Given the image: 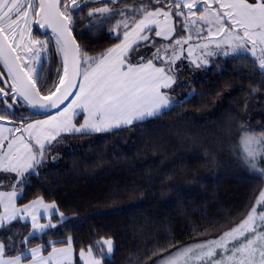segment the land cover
<instances>
[{"label": "snow or ice", "instance_id": "snow-or-ice-1", "mask_svg": "<svg viewBox=\"0 0 264 264\" xmlns=\"http://www.w3.org/2000/svg\"><path fill=\"white\" fill-rule=\"evenodd\" d=\"M84 8L88 30L115 20L108 31L118 42L98 55H89L74 35ZM53 42L59 57L54 79L50 65L45 68ZM141 47L154 51L133 57ZM218 56L247 60L264 76V0H0V231L10 233L0 236V264H73L71 237L63 247L48 241L47 255L43 242L28 247L58 227L53 210L60 222L66 219L56 204L38 198L18 206L54 142L113 133L167 114L176 103L177 62L202 68ZM19 108L30 111L17 115ZM40 113L45 118H30ZM234 151L246 171L264 177V130L242 129ZM28 221L27 235L14 227ZM95 249L80 250L84 264H104L114 240L103 238ZM157 254L153 264H264V189L228 230L174 252L157 247ZM133 259L140 257L132 253L125 264Z\"/></svg>", "mask_w": 264, "mask_h": 264}, {"label": "trees", "instance_id": "trees-1", "mask_svg": "<svg viewBox=\"0 0 264 264\" xmlns=\"http://www.w3.org/2000/svg\"><path fill=\"white\" fill-rule=\"evenodd\" d=\"M87 11L77 16L74 35L89 55H98L118 42L108 31L115 20L88 30ZM50 49L45 68L50 65L54 79L59 66L54 42ZM183 90L182 100L191 93L187 102L158 118L54 142L18 206L42 198L66 219L28 247L43 242L47 253L48 241L59 247L71 237L80 264L82 248L95 249L97 241L112 238L114 252L104 264H125L132 253L140 257L133 264H148L159 257L157 247L170 252L213 238L244 218L264 177L241 166L234 146L249 125L264 130V76L247 60L219 56ZM14 227L23 235L31 231L28 223Z\"/></svg>", "mask_w": 264, "mask_h": 264}, {"label": "rangeland", "instance_id": "rangeland-1", "mask_svg": "<svg viewBox=\"0 0 264 264\" xmlns=\"http://www.w3.org/2000/svg\"><path fill=\"white\" fill-rule=\"evenodd\" d=\"M157 39H158V38H157ZM159 42H160V43H163V41H159ZM113 46H114V45H113ZM185 47H187V46H185ZM151 51H154V49H148V48H143V47H141V48L139 49L138 52H135V53H133L132 55H133V57H135V56H137V55H139V54L150 53ZM184 56H185V57L187 56V53H186V52L184 53ZM214 58H215V57H214ZM177 68H178V71H177V74H176V75H177V84L174 85V89H175V91H174V94H173V100H174L176 103H178L179 101L182 100V97H183V95H182V91H184L183 88H184L185 86H187V85H188V84H189L194 78H196V77H197V74H198V73L201 71V69H202V68H196L194 65L190 64L189 61H188L187 59H182L181 61H178V62H177ZM48 84H49V83H48ZM49 85H50V84H49ZM181 85H182V86H181ZM190 94H191V93L186 94L184 98L189 97ZM176 103H174V104H176ZM30 118H32V117H30ZM43 118H45V116H35L33 119H43ZM82 120H83V115H82V114L77 115V117H76V122L79 123V122H82ZM65 136H66V135L62 136L60 139H63ZM66 137H69V136H66ZM48 154H49V152H48ZM48 154H47V155H48ZM263 189H264V188H263ZM209 239H210V238H209ZM199 241H201V240H199ZM195 242H197V241L190 242V243H187V244H185V245H190V244H193V243H195ZM185 245L180 246V247H178V248H182V247H184ZM178 248H176V249H178ZM176 249H174V250H172V251H170V252H174V251H176ZM164 255H167V253L164 254ZM157 259H159V257L156 258L155 260H157ZM155 260H153L152 262H150V263H148V264H153V262H154Z\"/></svg>", "mask_w": 264, "mask_h": 264}, {"label": "crops", "instance_id": "crops-1", "mask_svg": "<svg viewBox=\"0 0 264 264\" xmlns=\"http://www.w3.org/2000/svg\"><path fill=\"white\" fill-rule=\"evenodd\" d=\"M219 57V56H218ZM223 57V56H221ZM212 59V58H211ZM46 203V202H45ZM47 204H51V203H47ZM54 212V215L52 216V222L53 223H60V217H59V214L55 212V210H53ZM47 220L46 219H41V223H46ZM23 223V222H22ZM28 224H30L31 226V222L28 221L27 222ZM39 235V234H38ZM63 246H66V244L62 245V246H59V247H63ZM106 250V249H105ZM51 251V250H50ZM44 255H47V253L43 252ZM75 252H74V248H73V264H75ZM77 260L80 264H84V262L80 259V256H79V253L77 254Z\"/></svg>", "mask_w": 264, "mask_h": 264}, {"label": "water", "instance_id": "water-1", "mask_svg": "<svg viewBox=\"0 0 264 264\" xmlns=\"http://www.w3.org/2000/svg\"><path fill=\"white\" fill-rule=\"evenodd\" d=\"M34 27H35V29H36L41 35H43V33H41L40 30H39L36 26H34ZM48 35L50 36L51 33L49 32ZM0 67H1V69H2V66H0ZM5 75H6V73H5ZM69 99H71V97H70ZM65 103H68V102L66 101ZM61 107H63V106H61ZM27 110H28V109H27ZM28 111H30V110H28ZM55 111H56V110H53V112L49 113V115L54 114ZM35 116H45V115H44L43 113H40V114H37V115H35Z\"/></svg>", "mask_w": 264, "mask_h": 264}, {"label": "flooded vegetation", "instance_id": "flooded-vegetation-1", "mask_svg": "<svg viewBox=\"0 0 264 264\" xmlns=\"http://www.w3.org/2000/svg\"><path fill=\"white\" fill-rule=\"evenodd\" d=\"M33 31H34V34H39L41 35L36 29L35 27L33 26ZM50 48H51V45H50ZM17 111V115H20L21 113H25V108H19L16 110Z\"/></svg>", "mask_w": 264, "mask_h": 264}]
</instances>
